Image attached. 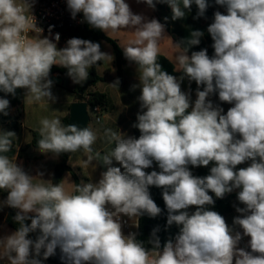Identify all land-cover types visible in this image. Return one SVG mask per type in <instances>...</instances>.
Returning <instances> with one entry per match:
<instances>
[{
  "label": "clouds",
  "instance_id": "1",
  "mask_svg": "<svg viewBox=\"0 0 264 264\" xmlns=\"http://www.w3.org/2000/svg\"><path fill=\"white\" fill-rule=\"evenodd\" d=\"M35 2L0 0V92L15 96L17 89H25L34 103H54L52 66L66 69L74 84H83L91 67L100 61L111 64L114 57L99 43L76 37L58 48L60 34L52 38L50 26L49 35H43L33 14ZM66 2L73 18L82 13L91 28L125 37L120 47L136 65L139 81L132 86L140 90V111L132 126L140 136L105 129L115 147L101 155L93 149L98 138L93 128L64 125L59 116L42 118L41 154L82 151L88 164L106 166L98 181L81 180L68 190L44 179L43 172L29 174L17 158L5 155L16 133H0V190L7 192L0 208L15 209L18 225L0 237V262L43 264L59 249L64 264H264V0H215L226 14L216 11L208 25L212 56L206 48L189 55V48L166 35L164 24L134 13L125 0ZM157 2L169 5L173 20L183 19L193 4L195 18L203 17L209 6L208 0ZM137 3L155 8L154 0ZM202 35L191 32V47L200 44ZM165 42L172 49L169 62L183 73L180 79L157 62ZM184 77L197 85L194 102L191 89L181 88ZM108 85L118 90L119 78ZM213 94L232 105L226 113L209 99ZM9 104L0 98V113L8 115ZM153 162L160 171L146 172ZM242 164L247 166L237 169ZM209 165L204 177L189 168ZM150 186L163 190L167 225L179 228L174 241L163 246L158 228L147 240L151 247L136 232L123 230L125 223L138 229L142 216L161 214ZM234 191L243 207L234 205L238 215L230 226L212 210L215 199L209 193L223 199ZM192 206L195 211H189ZM32 233L35 239L29 238ZM244 237L250 238V250L239 246Z\"/></svg>",
  "mask_w": 264,
  "mask_h": 264
},
{
  "label": "crops",
  "instance_id": "2",
  "mask_svg": "<svg viewBox=\"0 0 264 264\" xmlns=\"http://www.w3.org/2000/svg\"><path fill=\"white\" fill-rule=\"evenodd\" d=\"M125 2L130 5L132 11L136 14H142L148 19L155 18L160 22L163 21L168 23L169 30L165 28L166 35L172 38L173 43L180 42L182 49L189 48V55L192 51H199L207 47L203 35L201 37L199 45L191 47L188 41L192 38V31L199 30L204 33L207 30L208 25L213 22L214 13L217 11V8L214 6L213 0H208L209 6L203 17L195 18L197 17L198 8L195 4H193L190 10H185V17L178 20L172 19V11L167 3H160L157 2V0H154L155 8L153 9L148 7L145 3H137V0H125ZM181 8H183L182 2ZM104 35L107 36L106 33H104ZM107 37L111 38L121 49L120 44L125 39V37L119 35ZM171 54V46L166 42L162 43L160 56L168 60L167 57ZM124 71L125 75L120 82L119 89L117 90L115 88H112L108 84L114 82L117 77L116 68L114 66V59L112 61V69L105 68L102 61L101 65L96 67V73L100 80L86 90V92L103 93L108 98V104L106 108L102 110V108L98 106L99 113H96L97 115L102 114V117L105 120V122L102 123V121H100L99 119L98 122H100L101 124L94 130L96 131L98 137L97 141L93 145V149L96 152H103L104 154H107L115 147V143H109L107 138L104 136L105 129L110 128L113 131H121L125 134V136H131L135 138H138L140 136L139 130L132 126L134 123H136L137 113L140 111L139 101L137 100V97L140 95V90L139 88H132L133 85L138 84L139 82L136 72V66L133 64H126L124 67ZM175 72L177 74V79H180L183 73L178 71ZM50 79L55 81L53 83V86L56 89L62 91L61 97L54 95L56 98L54 103L47 102L45 100L34 103L27 97H25V89H17L15 96L0 92V98H6L10 102L9 108L7 109L8 115L0 113V133H2L3 131H13L16 133L15 137L10 138L12 140V148L8 153H5V155L9 156V158H17V163L22 165L23 168L31 175H36L38 171L43 172V178L46 180H52V175L54 174V170L56 169V166L59 163L60 159L59 156L55 157L51 153L41 154L36 147H33L32 132L37 131V133H39V121L42 118H52L54 116H59L62 121L64 118L69 117V106L71 103L76 101L77 96H75V94L77 95L81 86V84H74L72 82L71 78L67 75V70H64L63 68L59 69V67L57 66H52ZM181 88L185 92L191 89V99L194 102L196 99L195 91L197 88L195 82H189L187 77H184L181 82ZM52 90L53 89H51V91ZM209 99H211L214 104H219L224 109L225 113L227 112L228 108L232 106L230 104L220 102L218 94L211 95ZM46 105H58L60 106L61 110L59 109V111H55L54 109L53 112H50L46 115L45 113H41V111H43L42 107ZM89 109L91 108L88 107V110ZM91 166L94 168V163L91 164ZM113 166L121 167V165H119V163L115 160H113ZM246 166L247 164H242L238 165L237 168ZM151 168H154L156 171H160L159 166L156 162H153ZM189 168L190 170H194L200 167L189 166ZM149 169H145V171L148 172ZM121 170L123 171L122 167ZM212 195L214 196L213 193ZM6 198L7 196H0V201H4L6 200ZM234 205L238 206L236 197L229 201L230 212L224 215L226 222L230 226L232 225L234 218L232 217L233 210L235 209ZM8 208L9 207L7 206L0 208V237L10 234L9 231H13L5 223V216L7 215ZM193 209L194 206H192V208L190 207L189 210L193 211ZM247 244L248 240H246V243L244 245L241 244L240 246L247 249ZM4 263L5 262H0V264ZM43 264L51 263L44 260Z\"/></svg>",
  "mask_w": 264,
  "mask_h": 264
},
{
  "label": "trees",
  "instance_id": "3",
  "mask_svg": "<svg viewBox=\"0 0 264 264\" xmlns=\"http://www.w3.org/2000/svg\"><path fill=\"white\" fill-rule=\"evenodd\" d=\"M214 6L217 8V11H220L223 14H226V9L223 6H219L215 4V0H213ZM162 24L165 25V28L169 30V25L166 22L161 21ZM73 35L76 38H81L85 40H90L92 42H99L103 41L109 44L112 48V55L114 57V66L116 68V79L119 78L120 82L122 81V78L125 75L124 67L126 64H133L126 60V58L123 55V51L119 48V46L109 37L104 35V33L100 30L91 28L86 22L83 28L78 29L74 32H72ZM203 37L206 41V49L208 51L209 56H212L214 54V49L212 48V38L210 34L207 32V30L203 33ZM161 66L162 70L166 71L168 74L176 76V72L174 71L173 65L164 57L159 56L158 61ZM102 61L98 62L97 65L91 67L89 71V77L88 80L85 81L83 84H81L79 91H81L83 97L82 101H85L86 104L91 108L94 106H100L102 110H104L108 104V98L105 94L99 93V92H86L87 88L93 86L96 84L100 78L98 77L96 73V67L101 65ZM135 65V64H133ZM136 66V65H135ZM64 69V68H63ZM66 70V69H64ZM62 123L66 125L68 123V117L64 118L62 120ZM40 139L39 133L37 131L32 132V145L33 147L37 148V142ZM68 155L66 153L61 154L59 156V164L56 166V169L54 170L57 173H61L63 170H68L74 183V187L76 184H79V180L73 170L69 169L65 165L66 157ZM211 166L208 167H200L194 170H191L193 175L204 177L209 174V169ZM155 170L154 168H150L148 172H151ZM55 184V183H54ZM150 194L153 198V200L156 202V204L161 208V214L155 218L149 217L148 215H144L140 218L139 224L140 227L138 228L137 238L141 241H145L146 247H151L150 245H147V240L150 238L151 232L153 229L158 228L159 231L157 232V236L159 237L161 241V246L169 240L172 239L174 241L175 236L179 232L178 226L173 224L172 226L167 225V209L165 206V203L162 198V189L157 188L155 186L149 187ZM212 195V193H209ZM0 196L6 197L7 192L0 190ZM234 197H236V191L226 195L223 199H215V204L212 206V210L219 212L222 216L228 214L230 212V206L229 201H231ZM190 211V210H189ZM195 211V207L193 209ZM16 211L12 208H8L7 215L5 216V223L6 225L13 231L16 230L18 225L14 222L13 217L15 215ZM30 223V221H28ZM36 233L29 234V238L35 239ZM250 250V249H247ZM42 259V257H41ZM51 264H64L61 260V253L59 249H57L56 255L49 257L47 260H45Z\"/></svg>",
  "mask_w": 264,
  "mask_h": 264
},
{
  "label": "built area",
  "instance_id": "4",
  "mask_svg": "<svg viewBox=\"0 0 264 264\" xmlns=\"http://www.w3.org/2000/svg\"><path fill=\"white\" fill-rule=\"evenodd\" d=\"M33 14L37 19L38 26L43 28L44 36L49 35L48 29L50 26H52V38H54L56 33L60 34V40L57 44L58 48L65 47L66 42L70 38L75 37L72 32L83 28L85 25L82 13L77 14L75 18L72 17L66 0H36ZM91 110L92 112L99 113L98 106L91 107ZM97 121H99L98 117ZM123 219L127 220L126 217ZM123 230L125 234L129 232L138 233V229L132 227L130 222L124 224ZM240 243L245 244L243 239Z\"/></svg>",
  "mask_w": 264,
  "mask_h": 264
},
{
  "label": "rangeland",
  "instance_id": "5",
  "mask_svg": "<svg viewBox=\"0 0 264 264\" xmlns=\"http://www.w3.org/2000/svg\"><path fill=\"white\" fill-rule=\"evenodd\" d=\"M98 43L101 46V51L109 53V54L112 53V49H111L109 44H107L103 41H99ZM103 63H104L105 68H111L112 69V62L110 64L108 61H103ZM54 67H56V65H54ZM57 67H59V66H57ZM61 68L62 67H59V69H61ZM53 82H55V81H53ZM52 89H53L52 90L53 96L54 95H56L58 97L62 96L61 90L56 89L54 86L52 87ZM25 92H26V90H25ZM77 95H78V93H77ZM77 95L75 94V96H77ZM25 97H26V95H25ZM54 109H55V111L56 110L59 111V109L61 110L60 106H58V105H55V106L46 105V106L42 107L43 111H41V113H45L47 115L50 112H53ZM88 115H89V119H90L88 126L93 128V130L98 128L99 125L101 124L100 122L97 121V117H99V119H100V121H102V123L105 122V120L102 117L103 116L102 114L97 115L95 112H92L91 109L88 110ZM85 159H86V156L82 151L77 152V153H70L66 157L65 165L67 167H69V169H71V170L73 169V172L76 174V176L79 180V183L81 180H83L84 182H89V181L96 182V181H98L100 178V173L102 172L100 166L93 168L91 166V164H88L87 161H85ZM94 163H96V162H94ZM237 169H239V168H237ZM54 177H57L58 183L59 182L63 183L65 185L66 189H68V190L74 189L73 179H72L70 173L68 172V170H63V171H61L60 174L57 172H54V174L52 175V182H53ZM238 206L243 207V205H240L239 202H238ZM237 215H238V213L234 209L233 213H232V217H235ZM9 232L11 233L13 231H9ZM249 239H250L249 237L243 238L245 243H246V240H249ZM240 245H241V243H240Z\"/></svg>",
  "mask_w": 264,
  "mask_h": 264
},
{
  "label": "water",
  "instance_id": "6",
  "mask_svg": "<svg viewBox=\"0 0 264 264\" xmlns=\"http://www.w3.org/2000/svg\"><path fill=\"white\" fill-rule=\"evenodd\" d=\"M82 93L81 91H78L77 99L75 102L71 103L69 106V117H68V124H76L79 127L83 128L88 126L90 119L88 115V105L85 101H82ZM95 151V150H94ZM69 155L68 153H66ZM101 155H103V152H101ZM102 171H106V166L102 163L99 164ZM57 177H54L53 183H57Z\"/></svg>",
  "mask_w": 264,
  "mask_h": 264
}]
</instances>
